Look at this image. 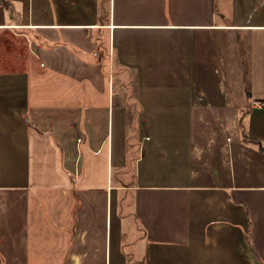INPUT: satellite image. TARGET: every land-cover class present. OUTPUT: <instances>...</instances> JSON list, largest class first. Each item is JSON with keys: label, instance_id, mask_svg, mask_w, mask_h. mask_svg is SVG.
<instances>
[{"label": "crops", "instance_id": "0c3cea01", "mask_svg": "<svg viewBox=\"0 0 264 264\" xmlns=\"http://www.w3.org/2000/svg\"><path fill=\"white\" fill-rule=\"evenodd\" d=\"M263 103L264 0H0V264H264Z\"/></svg>", "mask_w": 264, "mask_h": 264}, {"label": "rangeland", "instance_id": "374dc122", "mask_svg": "<svg viewBox=\"0 0 264 264\" xmlns=\"http://www.w3.org/2000/svg\"><path fill=\"white\" fill-rule=\"evenodd\" d=\"M233 70L231 69V72ZM230 72V83H231V87L236 90L237 89H242L241 87V80L240 81H237L236 80V77L235 75H233L232 73ZM243 94V93H242ZM126 163H125V166H124V170L122 171H117L116 168H113L112 172H111V182L112 184H116V183H119L120 180H124V181H127V180H130V179H136L137 176H139V174H144V168H145V162L144 161H134V158L132 155H127L126 156ZM150 174H157V172L155 171H152ZM156 179V176L154 175L152 177V180H155ZM119 193V192H118ZM124 197V196H123ZM117 202L119 204V200L117 198ZM115 203H116V200H115V197H113V204H112V219L114 220L115 218ZM129 209V205L128 204H125L124 205V209L123 211H127ZM118 213L120 212L119 208H118ZM130 223V228L133 229V228H137L135 226V224L132 222V218L130 217H127V220L126 219H123L122 221V238H123V242H129L130 239L129 237L131 236L129 231L127 230V223ZM134 245H138L140 243V238H138L139 236V233L137 230H135L134 234ZM130 246V242L125 246L127 249L129 248Z\"/></svg>", "mask_w": 264, "mask_h": 264}, {"label": "built area", "instance_id": "2783aa9c", "mask_svg": "<svg viewBox=\"0 0 264 264\" xmlns=\"http://www.w3.org/2000/svg\"><path fill=\"white\" fill-rule=\"evenodd\" d=\"M263 106H264V103H263Z\"/></svg>", "mask_w": 264, "mask_h": 264}, {"label": "trees", "instance_id": "16d2710c", "mask_svg": "<svg viewBox=\"0 0 264 264\" xmlns=\"http://www.w3.org/2000/svg\"><path fill=\"white\" fill-rule=\"evenodd\" d=\"M68 175H69V173H68ZM70 177V176H69Z\"/></svg>", "mask_w": 264, "mask_h": 264}]
</instances>
